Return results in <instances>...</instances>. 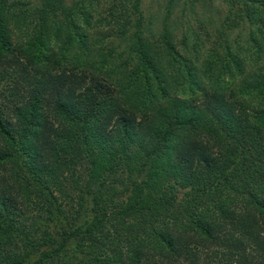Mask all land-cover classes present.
<instances>
[{
    "label": "trees",
    "instance_id": "1",
    "mask_svg": "<svg viewBox=\"0 0 264 264\" xmlns=\"http://www.w3.org/2000/svg\"><path fill=\"white\" fill-rule=\"evenodd\" d=\"M58 1L37 11L24 48L35 73L0 104V264H264V73L240 87L255 110L209 85L165 29L172 63L161 69L137 20L124 34L135 47L120 76L129 87L101 82L92 63L87 83L89 37L76 16L88 28L89 16ZM237 2L264 10V0ZM5 11L0 0V59L17 50ZM59 13L62 45L75 38L82 49L78 70L47 38Z\"/></svg>",
    "mask_w": 264,
    "mask_h": 264
},
{
    "label": "rangeland",
    "instance_id": "2",
    "mask_svg": "<svg viewBox=\"0 0 264 264\" xmlns=\"http://www.w3.org/2000/svg\"><path fill=\"white\" fill-rule=\"evenodd\" d=\"M3 1L5 23L17 49L10 58L0 59V71L7 70L9 73L4 78L0 77V104L7 105L9 100L18 99L28 77L35 73V66L27 60L24 48L34 32L37 11L43 4H51L52 0ZM231 1L235 5L233 9H230V0H139L140 13L132 15L134 0H60L65 8L81 7L89 16V28L79 13L76 16L77 23L89 37L88 56L84 59L87 83L91 81L88 64L92 63L99 66L101 82L107 83L108 80V83L116 84L117 91L118 82L129 87L120 81V76L123 67L127 65L131 68L128 56L134 55L135 47L131 41L125 40L124 34L134 32L133 25L138 20L140 41L161 69L165 64L172 63L171 56L165 55L162 44L165 29L175 50L194 61L209 85L214 81L231 91L230 95L248 100L250 106L258 110L257 99L242 93L240 87L244 82L252 81L251 76L264 73V10L252 8V5L241 7L237 5V0ZM47 35L51 47L57 51L66 48L61 64L72 70L83 66H76L74 61L76 55L82 53L75 38L71 40L72 45H62L69 35L65 16L59 13L50 20ZM196 48L197 62L192 56ZM174 61L179 62L177 58ZM236 61L245 70L243 76L238 75ZM170 66L175 67L173 64ZM23 71L27 72L26 78ZM166 75L169 76L168 73Z\"/></svg>",
    "mask_w": 264,
    "mask_h": 264
}]
</instances>
